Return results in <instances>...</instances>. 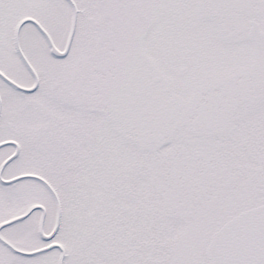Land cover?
Returning a JSON list of instances; mask_svg holds the SVG:
<instances>
[{
	"label": "snow or ice",
	"instance_id": "6c2138e0",
	"mask_svg": "<svg viewBox=\"0 0 264 264\" xmlns=\"http://www.w3.org/2000/svg\"><path fill=\"white\" fill-rule=\"evenodd\" d=\"M0 264H264V0H0Z\"/></svg>",
	"mask_w": 264,
	"mask_h": 264
}]
</instances>
